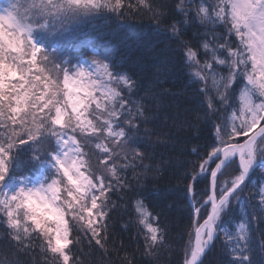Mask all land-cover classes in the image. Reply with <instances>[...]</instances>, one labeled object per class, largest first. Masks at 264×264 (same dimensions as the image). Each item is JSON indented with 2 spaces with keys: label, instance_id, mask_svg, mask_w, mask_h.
<instances>
[{
  "label": "snow or ice",
  "instance_id": "obj_1",
  "mask_svg": "<svg viewBox=\"0 0 264 264\" xmlns=\"http://www.w3.org/2000/svg\"><path fill=\"white\" fill-rule=\"evenodd\" d=\"M129 14H147L153 34L167 41L152 66L156 82L179 64L200 98L193 119L212 129L211 144L203 154L192 149L200 159L185 174L193 203L183 264H204L221 233L231 264H264V237L258 262L252 238L264 223V0H8L0 7V264H86L85 246L118 253L122 243L108 247L116 244L113 196L128 202L122 228L137 227L144 257L158 259L166 245L160 216L138 185L161 171L165 161L150 149L170 143L171 133L157 130L155 95H141L134 74L85 32L95 20ZM201 177L208 183L197 199ZM121 260L134 264L129 255Z\"/></svg>",
  "mask_w": 264,
  "mask_h": 264
},
{
  "label": "trees",
  "instance_id": "obj_2",
  "mask_svg": "<svg viewBox=\"0 0 264 264\" xmlns=\"http://www.w3.org/2000/svg\"><path fill=\"white\" fill-rule=\"evenodd\" d=\"M7 2L8 0H0V6H6ZM151 25L152 21L147 14H129L95 20L85 28V32L89 33L87 38L92 45L108 49L117 63L122 64L125 69L134 74L141 83V95L146 91L155 95L157 101L154 105L155 114L159 117L156 121L157 130L171 133L170 143L150 149L155 152L157 163L161 159L165 161L161 171L149 173L147 178L142 176L138 185L142 195L146 197L145 203L154 210V214L160 216L167 243L160 250L158 259L149 260L144 257L142 255L143 237L138 235L137 227L129 225L127 229L122 228V225L128 224L131 215L128 202L113 196L112 199L118 205L117 211L112 213L113 227L111 229L114 234L112 239L116 241V244L108 247H119L121 243L123 247L118 253L109 252L105 255L98 249L89 250L85 246L84 254L90 253V255L82 256L86 264L97 260L102 261L103 264H122L121 258L125 255L133 258L134 264H183L184 261L193 203L191 195L186 193V186L190 183V179H186L185 174L193 170L191 162L200 159L199 156L192 154V149L198 148L203 154L205 146L211 144L212 129L210 124L197 123L193 119L192 110L200 106V98L196 92V86L192 84L190 77L179 64L161 76L159 83L154 79L152 66L160 59L161 49L167 41L160 42L161 38L153 34ZM220 30L224 31L222 27L215 28L217 34ZM161 91L180 94L159 96ZM185 121L196 124L198 131L190 128L188 123H184ZM21 167H24V161L21 162ZM128 176L133 183H136L131 173H128ZM226 178L229 177L221 179ZM260 181L259 173L253 175L250 190L254 192L255 189L251 188V184H258ZM207 183L208 181L203 177L200 178V183L197 185V199L200 190L204 189ZM243 211V204L234 209L231 220L233 225L237 223V217ZM262 237H264V223L253 226L252 238L255 247L253 259L257 262L262 258L259 249V241ZM223 239L221 233L220 238L214 241V246L205 254L204 264H231L233 255L223 246ZM36 258L40 259L38 252Z\"/></svg>",
  "mask_w": 264,
  "mask_h": 264
},
{
  "label": "rangeland",
  "instance_id": "obj_3",
  "mask_svg": "<svg viewBox=\"0 0 264 264\" xmlns=\"http://www.w3.org/2000/svg\"><path fill=\"white\" fill-rule=\"evenodd\" d=\"M0 7H2V6H0ZM225 27H226V26H225ZM223 30L225 31V28H223ZM224 31L220 30V33H219V34L224 33Z\"/></svg>",
  "mask_w": 264,
  "mask_h": 264
},
{
  "label": "water",
  "instance_id": "obj_4",
  "mask_svg": "<svg viewBox=\"0 0 264 264\" xmlns=\"http://www.w3.org/2000/svg\"><path fill=\"white\" fill-rule=\"evenodd\" d=\"M204 258V257H203Z\"/></svg>",
  "mask_w": 264,
  "mask_h": 264
}]
</instances>
